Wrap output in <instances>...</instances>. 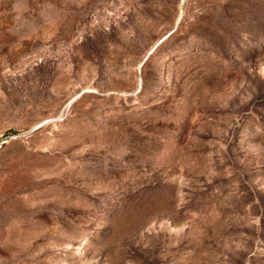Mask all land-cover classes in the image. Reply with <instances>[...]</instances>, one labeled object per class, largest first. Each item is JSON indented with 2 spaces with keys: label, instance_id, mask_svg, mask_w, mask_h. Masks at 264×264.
<instances>
[{
  "label": "rangeland",
  "instance_id": "rangeland-1",
  "mask_svg": "<svg viewBox=\"0 0 264 264\" xmlns=\"http://www.w3.org/2000/svg\"><path fill=\"white\" fill-rule=\"evenodd\" d=\"M0 264H264V0H0Z\"/></svg>",
  "mask_w": 264,
  "mask_h": 264
}]
</instances>
